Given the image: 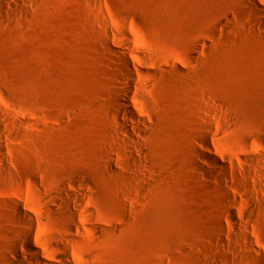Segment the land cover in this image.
Listing matches in <instances>:
<instances>
[{
	"label": "rangeland",
	"instance_id": "rangeland-1",
	"mask_svg": "<svg viewBox=\"0 0 264 264\" xmlns=\"http://www.w3.org/2000/svg\"><path fill=\"white\" fill-rule=\"evenodd\" d=\"M0 264H264V0H0Z\"/></svg>",
	"mask_w": 264,
	"mask_h": 264
},
{
	"label": "bare ground",
	"instance_id": "bare-ground-1",
	"mask_svg": "<svg viewBox=\"0 0 264 264\" xmlns=\"http://www.w3.org/2000/svg\"><path fill=\"white\" fill-rule=\"evenodd\" d=\"M252 6L254 7V8H256V9H259V6L257 5V3L256 2H254L253 4H252ZM125 67H126V69H127V73H128V75H129V77H131V76H133V73L135 72L134 71V69H132V67H131V62H129V61H125ZM134 68H135V66H134ZM137 68V67H136ZM135 68V69H136ZM124 92H125V99H124V101H125V106L127 107L126 108V110L123 112V115H124V118L126 117L127 119H128V121H135L136 120V113L131 109V106H130V104H129V99L130 98H128V95H129V86L127 85V87L124 89ZM126 97H127V99H126ZM126 123H128V122H126ZM214 163V165L215 166H218V163L215 161V162H213ZM221 174H224V170H221ZM19 258L20 259H24V260H26V262L27 261H29L30 259L28 258V257H20L19 256ZM36 260L38 261V262H40V263H43V261L41 262V260H40V258H36Z\"/></svg>",
	"mask_w": 264,
	"mask_h": 264
}]
</instances>
